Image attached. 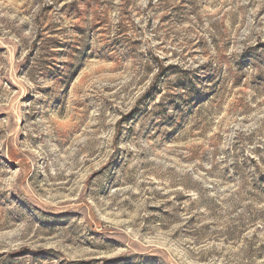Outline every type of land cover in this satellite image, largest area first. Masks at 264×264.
I'll list each match as a JSON object with an SVG mask.
<instances>
[{
    "label": "rangeland",
    "instance_id": "rangeland-1",
    "mask_svg": "<svg viewBox=\"0 0 264 264\" xmlns=\"http://www.w3.org/2000/svg\"><path fill=\"white\" fill-rule=\"evenodd\" d=\"M0 264H264V0H0Z\"/></svg>",
    "mask_w": 264,
    "mask_h": 264
}]
</instances>
